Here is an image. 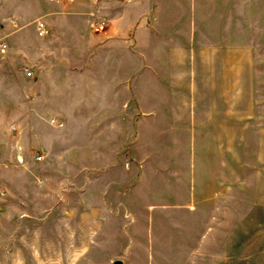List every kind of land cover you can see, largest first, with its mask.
<instances>
[{
  "label": "rangeland",
  "instance_id": "rangeland-1",
  "mask_svg": "<svg viewBox=\"0 0 264 264\" xmlns=\"http://www.w3.org/2000/svg\"><path fill=\"white\" fill-rule=\"evenodd\" d=\"M8 1L11 12H35L37 0ZM187 8L193 18L230 17L220 40L235 47V130L197 126L189 68L176 108L124 116L123 150L95 147L88 163L53 165L45 192L58 194L17 200L26 224L5 227L0 211V264H253L245 242L264 224V0H187ZM188 34L194 61V25Z\"/></svg>",
  "mask_w": 264,
  "mask_h": 264
},
{
  "label": "crops",
  "instance_id": "crops-1",
  "mask_svg": "<svg viewBox=\"0 0 264 264\" xmlns=\"http://www.w3.org/2000/svg\"><path fill=\"white\" fill-rule=\"evenodd\" d=\"M8 2L0 11V211L9 224L3 226L28 222L17 200L35 194L38 203L47 192L58 194L45 192L56 181L53 165L88 163L95 147L123 150L125 115L174 108L189 68L197 126L235 130V47L220 40V21L231 28L229 16L203 12L193 18L187 0H37L34 14L26 12L28 1L13 12ZM193 19L195 60L189 61ZM34 151L42 161L34 160ZM230 164L228 157V170ZM245 244V257L264 264V224Z\"/></svg>",
  "mask_w": 264,
  "mask_h": 264
},
{
  "label": "built area",
  "instance_id": "built-area-1",
  "mask_svg": "<svg viewBox=\"0 0 264 264\" xmlns=\"http://www.w3.org/2000/svg\"><path fill=\"white\" fill-rule=\"evenodd\" d=\"M95 1H98V0H95ZM38 32H39V36L40 37H44L47 34L46 27H45V25L43 23H39V25H38ZM2 49L4 51L6 49V45H4ZM27 75L28 76H31L32 74H31V72H27ZM37 160L38 161H41L42 160V157L41 156H38L37 157Z\"/></svg>",
  "mask_w": 264,
  "mask_h": 264
}]
</instances>
